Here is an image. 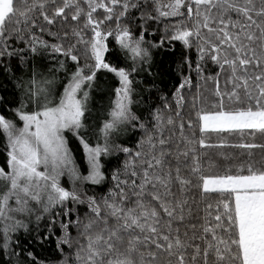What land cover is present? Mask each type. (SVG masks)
<instances>
[{
	"label": "snow or ice",
	"instance_id": "1",
	"mask_svg": "<svg viewBox=\"0 0 264 264\" xmlns=\"http://www.w3.org/2000/svg\"><path fill=\"white\" fill-rule=\"evenodd\" d=\"M164 21L175 22L159 42L145 40L149 22ZM176 42L179 81L170 96L153 85L159 103L142 118L133 74L151 66L152 49ZM49 58L41 71L37 60ZM13 59L26 69L19 76ZM0 67L19 93L0 111L5 264H20L12 238L33 220L47 221L49 238L59 232L55 264H264V142H247L264 138V0H0ZM102 72L118 86L106 117L89 124ZM130 128L142 133L134 147L118 142Z\"/></svg>",
	"mask_w": 264,
	"mask_h": 264
},
{
	"label": "trees",
	"instance_id": "2",
	"mask_svg": "<svg viewBox=\"0 0 264 264\" xmlns=\"http://www.w3.org/2000/svg\"><path fill=\"white\" fill-rule=\"evenodd\" d=\"M139 15V13H137ZM175 21H164L157 25L155 22H149L148 24V35L145 36V40H151L155 43L159 42L160 35L162 34V29L164 27V23H174ZM159 28L161 31H157ZM55 31V29H53ZM151 33H155V35H151ZM44 39L49 40V42H55L53 38L47 36L46 34L43 36ZM18 47H23L22 44L17 45ZM152 61L151 66L144 65L143 70L138 73L133 74V88H134V101L138 103H134L132 105V110L137 115L142 118L147 115L149 106L155 107L157 103H159V93L156 91V88H153V85H156L164 94L170 96L171 91H173V84L178 83L179 77L177 76V64L181 55L184 53L182 49V45L179 42H176L175 45L165 44V47L159 49H152ZM25 55H28L27 53ZM191 58L193 61L195 60V49L192 50ZM62 59V57H61ZM4 62H7V58L4 59ZM32 64V60L29 59L28 68H30ZM55 61L49 59H45L43 61L37 60V66L41 71H47V69L53 67ZM71 65V62H69ZM12 66L16 75H21L26 69L19 66L16 59L12 60ZM185 74L187 72L185 71ZM63 75L62 73L60 74ZM100 87L98 89H94L91 94V99L89 101V110H90V118L87 121L89 124H99L105 117L109 108L110 99L114 98V95L110 92V89H114L118 86V81L113 77L112 74H99ZM139 81L140 83H136ZM66 82V81H65ZM151 89V91H149ZM62 90V88L60 89ZM194 91V89H193ZM19 93L15 89V81L8 78L3 71V68L0 67V97H3L5 100V105L0 108V111L7 112L8 107L14 106L12 101L18 97ZM66 137L69 140V147L72 149V153L77 165L80 166V170L83 174H87V165L84 161L82 148L79 146V142L72 136L70 132L65 133ZM142 133L137 129L136 131H132L131 128L129 132L124 135L118 142H123L127 146L135 145L136 140ZM94 142V141H93ZM231 143H239V139L237 137H233L230 141ZM247 142L254 143H262L264 142V138L257 136L255 141L248 140ZM208 143L216 144L218 143L215 136H212ZM221 149L217 148H209L206 149L210 156H215L217 151ZM226 151L239 152V149H224ZM257 156H259V150H255ZM5 159V151H4V140L2 136H0V164L3 165ZM125 159L123 154H118L117 156L111 158L110 163H106L105 173L109 177L111 176V171L116 168L120 162ZM62 183L66 187H70L67 180H65V176L62 179ZM93 187L91 185L87 186L88 194H93ZM108 185L104 186H95V192L97 194L102 193L107 190ZM47 221H41L39 226L33 222L29 225L30 231L26 232L24 229H20L17 233L13 235L12 238V247L15 248V251L20 253L19 261L20 264H28L27 252H33L34 255L37 256L38 259L45 260L46 264H55V261L60 258L59 252L56 250V237L59 235L57 231L55 235H52L50 238L48 237V230L46 227ZM74 234V230H73ZM19 240V247H16V241ZM67 251V249L65 248ZM12 251V248L9 249ZM8 258L0 251V264H5V261ZM17 257L13 256L12 261L13 264H16Z\"/></svg>",
	"mask_w": 264,
	"mask_h": 264
},
{
	"label": "rangeland",
	"instance_id": "3",
	"mask_svg": "<svg viewBox=\"0 0 264 264\" xmlns=\"http://www.w3.org/2000/svg\"><path fill=\"white\" fill-rule=\"evenodd\" d=\"M122 137H124V135H122L121 138H122ZM0 166H2V164H0ZM62 179H63V178H62ZM65 180L68 181V179H67V175H65Z\"/></svg>",
	"mask_w": 264,
	"mask_h": 264
}]
</instances>
